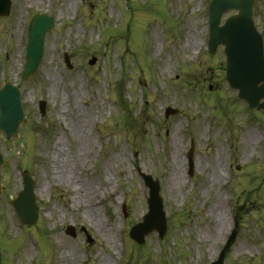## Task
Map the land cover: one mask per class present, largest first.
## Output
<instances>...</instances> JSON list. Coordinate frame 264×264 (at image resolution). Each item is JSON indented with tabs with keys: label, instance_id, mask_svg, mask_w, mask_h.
<instances>
[{
	"label": "rangeland",
	"instance_id": "1",
	"mask_svg": "<svg viewBox=\"0 0 264 264\" xmlns=\"http://www.w3.org/2000/svg\"><path fill=\"white\" fill-rule=\"evenodd\" d=\"M10 2L0 17V87H19L25 122L16 138L0 139V264H100L103 257L109 264H209L234 226L224 264H264V116L229 88L222 47L207 53L208 0ZM41 13L54 26L36 72L22 80L27 28ZM253 20L264 41V0H254ZM167 107L177 114L165 117ZM55 144L60 182L51 172ZM175 158L182 183L170 189ZM23 170L39 205L30 228L9 202ZM141 173L159 181L167 231L137 245L128 232L148 210ZM76 184L92 189L89 200L114 245L83 218L88 205L74 203ZM217 203L226 218L219 226L211 215ZM69 225L75 237L65 234Z\"/></svg>",
	"mask_w": 264,
	"mask_h": 264
},
{
	"label": "water",
	"instance_id": "2",
	"mask_svg": "<svg viewBox=\"0 0 264 264\" xmlns=\"http://www.w3.org/2000/svg\"><path fill=\"white\" fill-rule=\"evenodd\" d=\"M253 0H210L207 7L209 42L208 49L213 55L219 45L224 46L226 57V80L229 86L238 91V97L248 104L249 108L264 113V56L263 42L252 21ZM9 0H0V16L8 15ZM236 9L238 13L225 20L219 27L220 18L227 10ZM52 27V19L46 15H37L31 21L28 30L26 47V62L22 78L31 76L43 55V39L45 33ZM68 67V58L65 55ZM95 60L93 59L92 63ZM20 92L12 84H5L0 89V133L5 132L6 138L16 137L19 125L24 122L20 103ZM262 100V102H260ZM41 113H44V103H40ZM171 108L165 109V116L176 114ZM192 149L188 153L189 166L192 168ZM4 159L0 152V167ZM149 188V211L143 221L130 230V237L138 244L144 242V237L156 231L160 238L166 232L165 213L160 187L157 180L149 175H142ZM23 190L11 201V206L19 220L27 225H33L38 217V207L33 192V182L27 171L23 172ZM1 183V176H0ZM1 194V184H0ZM110 214V210L107 208ZM66 234L75 236L74 228L69 226ZM233 239V237H232ZM90 242V239H88ZM223 254L217 262L222 264Z\"/></svg>",
	"mask_w": 264,
	"mask_h": 264
},
{
	"label": "bare ground",
	"instance_id": "3",
	"mask_svg": "<svg viewBox=\"0 0 264 264\" xmlns=\"http://www.w3.org/2000/svg\"><path fill=\"white\" fill-rule=\"evenodd\" d=\"M27 2H31L34 1L35 3H37V0H25ZM194 34H188V38L191 40H194L193 38ZM196 40V39H195ZM190 42V41H189ZM188 42V43H189ZM56 95V94H55ZM84 128H85V123H81L78 126V130L77 132L80 134V137H82L83 133H84ZM84 144V143H83ZM174 144H176V141H174ZM55 147L57 149H55ZM54 147V154L52 156V163L53 165H55V167H51V172L53 173V179L55 181L60 182V178H63V174H62V167L56 166V163H59L61 158V154H60V148L58 147L57 144H55ZM82 149H84L82 147ZM177 158H175L174 160V164H175V171L173 172V174L171 175L170 179H169V187L170 189L173 188L174 186H177V184L182 183V177H181V173L178 170L177 167ZM214 174L217 175L218 174V169L214 168ZM73 189L75 191V196L73 198V201L75 204L77 205H81L83 202H85L88 206L85 208L84 212H83V218L85 220H87L97 231V233L103 238V240L108 243V245L110 244H115V237L113 235V230L109 227H107L105 225L103 216L101 214V211L98 210L92 203V200H89V193L91 192V188H83L81 186V184H76L73 186ZM107 191H110V189H108ZM222 207L220 205V203H217L214 207L213 210L211 211V215L215 218L216 220V224L219 226L221 224L224 223L225 221V217L223 216V212H222ZM100 264H109V262L106 260V258H101L100 259Z\"/></svg>",
	"mask_w": 264,
	"mask_h": 264
},
{
	"label": "trees",
	"instance_id": "4",
	"mask_svg": "<svg viewBox=\"0 0 264 264\" xmlns=\"http://www.w3.org/2000/svg\"><path fill=\"white\" fill-rule=\"evenodd\" d=\"M118 89H119V92H120V96H121V86H118ZM123 101H124V99H123Z\"/></svg>",
	"mask_w": 264,
	"mask_h": 264
}]
</instances>
